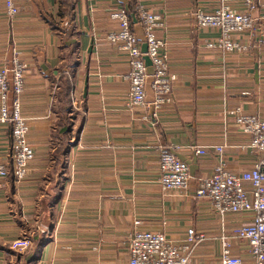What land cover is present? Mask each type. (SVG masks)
<instances>
[{
	"label": "crops",
	"instance_id": "0c3cea01",
	"mask_svg": "<svg viewBox=\"0 0 264 264\" xmlns=\"http://www.w3.org/2000/svg\"><path fill=\"white\" fill-rule=\"evenodd\" d=\"M115 2L130 10L140 3L163 22L156 36L164 41L162 51L175 81L172 102L160 111L154 127L140 120L139 109L128 107L127 59L106 39L118 29L109 17ZM218 5L219 0H73V20L63 19L61 29L72 28L74 37L63 42L47 22L49 15L55 17L56 0L23 3L11 22L0 0V67L9 66L15 53L26 64L19 101L34 149L26 177L16 181L7 157L10 124L0 123V162L7 165V175L0 176V264H16L12 240L35 230L42 233L44 206L50 228H44L47 241L33 264H126V240L135 226L173 240L182 239L189 228L204 234L192 258L201 264H220L219 238L225 234L232 254L242 257L243 264L251 263L245 247L231 236L250 213L221 219L208 199L165 192L158 183L160 146L185 161L195 181L212 174L218 155L211 147L226 145L221 160L235 175L250 170L258 158L227 112L239 106L243 113L264 119V39L252 30L249 36H233L246 51L206 49L205 42L219 33L197 28L195 16L211 14ZM235 7L246 11L242 4ZM263 12L264 0H256L251 15ZM134 31L142 41L141 29L134 26ZM73 44L75 65L65 58ZM145 63L150 71L147 58ZM62 80L69 84L77 113L63 137L52 110ZM149 84L150 79L147 100L152 97ZM12 98L9 93V110ZM196 146L211 149L197 157L192 152ZM56 186V201L49 208L48 191ZM17 262L24 264L22 256Z\"/></svg>",
	"mask_w": 264,
	"mask_h": 264
},
{
	"label": "built area",
	"instance_id": "2783aa9c",
	"mask_svg": "<svg viewBox=\"0 0 264 264\" xmlns=\"http://www.w3.org/2000/svg\"><path fill=\"white\" fill-rule=\"evenodd\" d=\"M29 1L4 0L6 18L11 22L18 16L20 5ZM235 4H242L246 11L240 12ZM110 6L109 17L117 22L118 29L108 32L106 39L122 51L127 59L128 72L125 78L129 82L128 107L131 110L139 109L140 120L154 127L159 122L160 111L172 102V85L175 81V75L168 68L167 53L162 51L164 41L156 36V31L162 27V19L140 3H136L132 10L118 2ZM255 8L256 0H219L213 13L197 12V28H213L219 33L216 38L206 41L204 47L220 53L246 51V46L233 36H249L252 30H256L260 38L264 39V12L255 18L251 15ZM134 26L141 29L142 41L136 35ZM145 58L149 61L150 71ZM25 68L26 64L20 61L16 53L9 66L0 67V123L10 124L7 157L12 162L16 181L26 177L34 159V149L28 139V122L21 115L19 101L23 92ZM148 79L152 93L150 100H147L145 89ZM9 93L13 94L10 110L6 104ZM227 114L233 117L234 124L248 137V148L258 157L252 168L237 175L227 172L220 156L226 147L222 144L211 147L218 155L212 174L195 181L187 163L175 156L168 147L160 146L158 183L165 192L181 191L193 199H208L212 210L221 219L228 214L250 213V219L234 227L231 236L245 247L250 264H264V119L243 113L239 106ZM211 148L196 146L192 152L194 156L201 157ZM6 175L7 165L0 162V176ZM41 232L45 233L46 230L41 228ZM182 237L173 240L162 232L141 230L135 226L126 240V264H201L192 258L195 248L205 241L204 234L189 228ZM219 244L220 264H243L242 257L232 254V241L225 234L220 236ZM30 247L31 240L26 236L9 243V248L19 254Z\"/></svg>",
	"mask_w": 264,
	"mask_h": 264
},
{
	"label": "trees",
	"instance_id": "16d2710c",
	"mask_svg": "<svg viewBox=\"0 0 264 264\" xmlns=\"http://www.w3.org/2000/svg\"><path fill=\"white\" fill-rule=\"evenodd\" d=\"M56 17L58 18V20H56ZM65 18L73 20V0H56L55 17H53L52 15H49L47 18V22L49 23V27L51 28V30L55 31V33L60 37L61 41L63 42L70 40L72 37H74L72 28L66 32L61 29V21ZM70 49H71L70 51L71 54H69V56L65 58L70 60L73 63V65H75L76 63L73 60L74 59L73 55L75 54L76 45L73 44ZM61 83H62L60 86L61 92L59 93L57 92L55 94V103H54L52 110H53V114H56L59 120L58 122L59 128L57 129V133H59L63 137L64 134H66V132L69 129H71V120L74 119L75 116H77V113L72 108V105H71L70 94H69V89H70L69 84L65 82L64 80H62ZM75 134H77V131L76 133L74 132V135ZM68 147L66 148V151L63 152L62 155H65V153L68 150ZM63 165H64V159L59 163V166L61 169H63ZM10 173H11V170H10ZM60 177H62V173L60 174ZM50 178L52 179L53 175H50ZM59 182H60V179L58 180V183ZM48 192L50 194L49 196V199H50L49 206L50 207L49 208H51V206L56 201V194L58 192L57 186L56 188L52 187V189H50ZM25 236L31 240V247L28 250V252L24 255H19L16 253V264H19L17 260L21 256H22L24 264H33L37 260V256H38L40 248L47 241L46 234L39 233L36 230L33 231L31 234H28Z\"/></svg>",
	"mask_w": 264,
	"mask_h": 264
},
{
	"label": "water",
	"instance_id": "95a60500",
	"mask_svg": "<svg viewBox=\"0 0 264 264\" xmlns=\"http://www.w3.org/2000/svg\"><path fill=\"white\" fill-rule=\"evenodd\" d=\"M44 210H45V213L47 215L48 207L44 206ZM46 215L43 218V221L41 223V226L44 227V228H46V229H49L50 227H49L48 223H46Z\"/></svg>",
	"mask_w": 264,
	"mask_h": 264
},
{
	"label": "rangeland",
	"instance_id": "374dc122",
	"mask_svg": "<svg viewBox=\"0 0 264 264\" xmlns=\"http://www.w3.org/2000/svg\"><path fill=\"white\" fill-rule=\"evenodd\" d=\"M23 236H25V234ZM207 244H209V243H207ZM207 248H209V247L207 246Z\"/></svg>",
	"mask_w": 264,
	"mask_h": 264
}]
</instances>
